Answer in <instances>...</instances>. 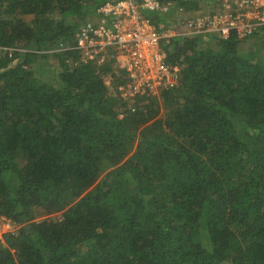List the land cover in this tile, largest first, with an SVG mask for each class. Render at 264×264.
<instances>
[{
  "label": "trees",
  "instance_id": "trees-1",
  "mask_svg": "<svg viewBox=\"0 0 264 264\" xmlns=\"http://www.w3.org/2000/svg\"><path fill=\"white\" fill-rule=\"evenodd\" d=\"M107 1L0 0V264H264V26L164 39L177 84L124 95L78 47Z\"/></svg>",
  "mask_w": 264,
  "mask_h": 264
},
{
  "label": "built area",
  "instance_id": "built-area-1",
  "mask_svg": "<svg viewBox=\"0 0 264 264\" xmlns=\"http://www.w3.org/2000/svg\"><path fill=\"white\" fill-rule=\"evenodd\" d=\"M143 10L170 11L160 0H108L96 16L78 32V47L97 64L114 58L126 70L128 79L120 89L128 93L158 94L164 86L177 84L179 67L166 61L164 39L218 33L228 38L235 30L247 36L264 26V0H221L213 9L169 22L163 30L143 15ZM18 224L0 214V252L7 246L6 235Z\"/></svg>",
  "mask_w": 264,
  "mask_h": 264
},
{
  "label": "rangeland",
  "instance_id": "rangeland-1",
  "mask_svg": "<svg viewBox=\"0 0 264 264\" xmlns=\"http://www.w3.org/2000/svg\"><path fill=\"white\" fill-rule=\"evenodd\" d=\"M205 11H209V9L204 10V12ZM174 17H175L176 20H178L180 18H183V17H178L177 13L174 14ZM31 18H32L31 16H27L26 19L30 20ZM162 48H163V46H162ZM54 63H55V61L52 58H50L47 61L46 66H45V64L42 66V69L45 68V70L41 74H39V75H41V78H43L44 80H51V79L56 78L57 72H55ZM59 216H61L60 213L52 215V217L55 218V219H57Z\"/></svg>",
  "mask_w": 264,
  "mask_h": 264
}]
</instances>
